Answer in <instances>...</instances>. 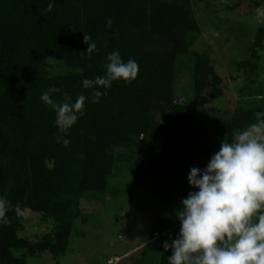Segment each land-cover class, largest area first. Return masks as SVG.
Listing matches in <instances>:
<instances>
[{
    "label": "trees",
    "instance_id": "obj_1",
    "mask_svg": "<svg viewBox=\"0 0 264 264\" xmlns=\"http://www.w3.org/2000/svg\"><path fill=\"white\" fill-rule=\"evenodd\" d=\"M49 3H54L51 11ZM109 17L111 27L106 26ZM193 30L197 26L190 14L166 0H0V198L9 204L8 222H0V264H27L24 256L14 255L23 249L27 256L47 251L59 262L81 200H104L113 149L130 142L135 133L149 136L146 190L158 206L176 209L194 190L187 180L190 168H204L216 152L212 143L193 138L194 108L172 99L175 55L187 51L184 37ZM85 34L96 43L91 53H86ZM263 38L261 29L254 46ZM114 50L125 61L138 62L137 78L114 81L99 103L86 100L84 115L67 133L59 132L55 112L41 94L54 86L59 89L52 93L57 102L65 92L73 100L90 96L92 90L83 88L82 80L104 75L106 57ZM189 52L196 58L195 72L209 63L205 51ZM49 57L62 60L69 73L47 76L44 63ZM207 70L216 79L210 95L217 98L223 94L217 87L220 78L212 66ZM207 86L194 79L195 101ZM155 109L163 116L161 124L151 116ZM256 113L236 114L232 129H241L240 120H256ZM57 136L69 139L68 146L57 142ZM25 209L51 218L52 234L38 242L19 237V215ZM159 231L155 225L149 237ZM171 254L162 248L152 264H168Z\"/></svg>",
    "mask_w": 264,
    "mask_h": 264
},
{
    "label": "rangeland",
    "instance_id": "obj_2",
    "mask_svg": "<svg viewBox=\"0 0 264 264\" xmlns=\"http://www.w3.org/2000/svg\"><path fill=\"white\" fill-rule=\"evenodd\" d=\"M166 1L188 12L197 26V30L185 34L187 51L185 48L175 55L173 102L194 108L193 138L212 143L217 152L224 139H233L239 130L256 121L240 120L241 129L233 130L236 114L251 109L264 112V38L259 47L254 46L256 35L264 29V0ZM148 48L161 50L158 46ZM190 49L205 51L209 57V63L197 72L196 58ZM209 66L220 78L217 87L223 94L217 98L210 95V84L216 85V79L209 76ZM44 73L51 77L69 73V69L62 60L49 57L44 63ZM198 78L209 89L195 101L193 82ZM151 116L154 123L163 122V116L156 109ZM148 137V134L135 133L130 142L113 149V170L104 200L89 196L81 200L66 255L59 262L47 251L27 256L23 249L15 250L14 255L24 256L27 264H105L107 259L122 255L133 243H140V248L141 243L148 241L147 236L155 225L159 232L167 233H161L146 245L145 255H152L165 241L175 239L180 229L175 216L180 203L176 209L162 208L146 190L150 183L144 168ZM4 202L8 209V202ZM19 221L18 236L31 242L41 241L55 230L51 218L29 209L20 213ZM116 260L111 259L109 264Z\"/></svg>",
    "mask_w": 264,
    "mask_h": 264
},
{
    "label": "clouds",
    "instance_id": "obj_3",
    "mask_svg": "<svg viewBox=\"0 0 264 264\" xmlns=\"http://www.w3.org/2000/svg\"><path fill=\"white\" fill-rule=\"evenodd\" d=\"M54 3H49L51 11ZM109 17L107 27H111ZM87 52L96 50L90 35H84ZM104 75L84 78L82 86L91 95L80 94L75 100L67 92L57 102L50 87L40 99L55 112L54 124L67 133L84 115L85 101L99 103L117 80L134 81L139 73L135 59L125 61L119 51L110 52ZM239 130L233 139L223 140L204 168L191 167L187 176L193 191L180 202L175 216L180 229L175 239L165 241L171 249L168 264H264V112ZM57 142L70 143L64 136ZM7 208L0 198V222L7 223Z\"/></svg>",
    "mask_w": 264,
    "mask_h": 264
},
{
    "label": "crops",
    "instance_id": "obj_4",
    "mask_svg": "<svg viewBox=\"0 0 264 264\" xmlns=\"http://www.w3.org/2000/svg\"><path fill=\"white\" fill-rule=\"evenodd\" d=\"M132 233H134V231H132ZM166 233L167 232L162 233V234L165 235ZM162 234L160 233V234L156 235L154 238H150L148 235L147 236L148 241L141 243L140 248H139L140 243H138V244L133 243V245H130L128 247V249H126V251L124 253H122V255L107 259L105 264H109L111 259H114V260L118 259V260H116V262H114V264H148V263H146V261L150 262V263L154 262V259H153L154 255H156L163 247L160 246L159 248H156L155 252L152 255L151 254L145 255L144 249L147 247L146 245H149L151 243V241H153L157 236H160ZM150 252L151 251H149V253ZM149 258H151V259L149 260Z\"/></svg>",
    "mask_w": 264,
    "mask_h": 264
}]
</instances>
